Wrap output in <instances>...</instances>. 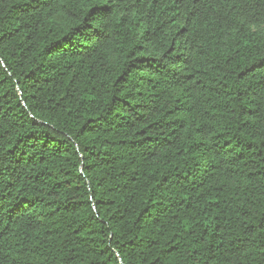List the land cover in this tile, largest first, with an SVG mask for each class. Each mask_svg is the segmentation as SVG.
Wrapping results in <instances>:
<instances>
[{
	"label": "trees",
	"instance_id": "16d2710c",
	"mask_svg": "<svg viewBox=\"0 0 264 264\" xmlns=\"http://www.w3.org/2000/svg\"><path fill=\"white\" fill-rule=\"evenodd\" d=\"M0 264H264V0H0Z\"/></svg>",
	"mask_w": 264,
	"mask_h": 264
}]
</instances>
